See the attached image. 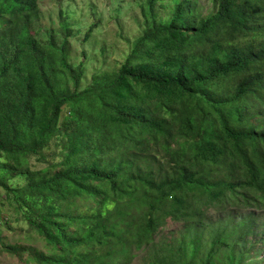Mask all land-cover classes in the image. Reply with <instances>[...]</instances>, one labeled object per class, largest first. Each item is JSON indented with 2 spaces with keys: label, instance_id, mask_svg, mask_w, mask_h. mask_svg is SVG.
I'll return each instance as SVG.
<instances>
[{
  "label": "trees",
  "instance_id": "obj_1",
  "mask_svg": "<svg viewBox=\"0 0 264 264\" xmlns=\"http://www.w3.org/2000/svg\"><path fill=\"white\" fill-rule=\"evenodd\" d=\"M39 1L0 0V171L31 175L0 185L54 251L29 262L264 264V0H145L127 58L85 88L67 19L36 38ZM59 140L62 170L36 178Z\"/></svg>",
  "mask_w": 264,
  "mask_h": 264
},
{
  "label": "rangeland",
  "instance_id": "obj_2",
  "mask_svg": "<svg viewBox=\"0 0 264 264\" xmlns=\"http://www.w3.org/2000/svg\"><path fill=\"white\" fill-rule=\"evenodd\" d=\"M145 0H40L41 19L36 24L34 34L42 43H59L64 38L60 22L64 18L72 31L69 61L75 65L86 62L85 76L81 88L92 83L96 73H112L123 62L133 42L142 34L141 6ZM171 0H163L169 3ZM205 12L211 3L209 0H196ZM96 26L91 38L85 41L87 31ZM69 115L64 111L61 122ZM66 141V139H65ZM64 141V142H65ZM62 141H55L44 151L43 156L35 155L28 166L35 177H51L62 170L64 160ZM30 174L12 177L7 170L0 171V179L10 186L23 187L30 182ZM24 207L16 211L7 198V191L0 185V264H32L28 260V251L54 254L44 239L31 230L23 216ZM176 227L170 222L164 233ZM8 246L23 248L21 255L6 250ZM261 258V257H260ZM132 264H142L140 258Z\"/></svg>",
  "mask_w": 264,
  "mask_h": 264
}]
</instances>
